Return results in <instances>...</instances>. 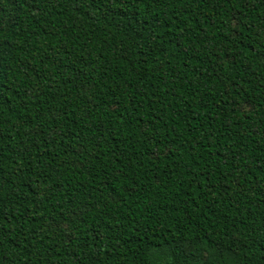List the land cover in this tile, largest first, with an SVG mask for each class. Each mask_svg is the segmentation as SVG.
Here are the masks:
<instances>
[{
  "label": "trees",
  "instance_id": "1",
  "mask_svg": "<svg viewBox=\"0 0 264 264\" xmlns=\"http://www.w3.org/2000/svg\"><path fill=\"white\" fill-rule=\"evenodd\" d=\"M0 264H264V0H0Z\"/></svg>",
  "mask_w": 264,
  "mask_h": 264
}]
</instances>
